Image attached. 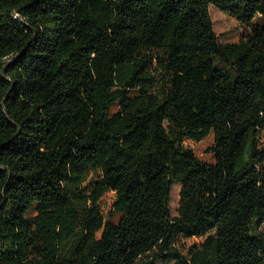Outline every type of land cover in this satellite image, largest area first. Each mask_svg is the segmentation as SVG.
<instances>
[{"label": "trees", "instance_id": "16d2710c", "mask_svg": "<svg viewBox=\"0 0 264 264\" xmlns=\"http://www.w3.org/2000/svg\"><path fill=\"white\" fill-rule=\"evenodd\" d=\"M156 263L264 264V0H0V264Z\"/></svg>", "mask_w": 264, "mask_h": 264}, {"label": "rangeland", "instance_id": "374dc122", "mask_svg": "<svg viewBox=\"0 0 264 264\" xmlns=\"http://www.w3.org/2000/svg\"><path fill=\"white\" fill-rule=\"evenodd\" d=\"M209 14L213 20L214 30L221 42H236L239 40L243 30L235 19H233L222 10L216 8L214 5H209ZM114 108H116V105L114 106ZM183 144L186 147L190 148L201 161L207 163H212L214 161V154L210 150V147L213 144V136L211 133L200 141L184 139ZM179 189L180 185L178 183L173 184L170 193V206L172 216L177 215ZM112 195L113 194L109 192L104 196L102 200L101 208L104 213H106L110 208ZM118 217L119 214L114 213L113 221L115 222Z\"/></svg>", "mask_w": 264, "mask_h": 264}]
</instances>
